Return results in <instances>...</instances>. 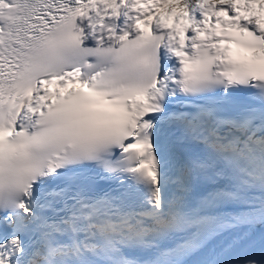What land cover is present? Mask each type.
I'll return each instance as SVG.
<instances>
[{"label":"snow or ice","instance_id":"6c2138e0","mask_svg":"<svg viewBox=\"0 0 264 264\" xmlns=\"http://www.w3.org/2000/svg\"><path fill=\"white\" fill-rule=\"evenodd\" d=\"M0 264H264V0H0Z\"/></svg>","mask_w":264,"mask_h":264},{"label":"rangeland","instance_id":"374dc122","mask_svg":"<svg viewBox=\"0 0 264 264\" xmlns=\"http://www.w3.org/2000/svg\"><path fill=\"white\" fill-rule=\"evenodd\" d=\"M171 20V19H170Z\"/></svg>","mask_w":264,"mask_h":264}]
</instances>
